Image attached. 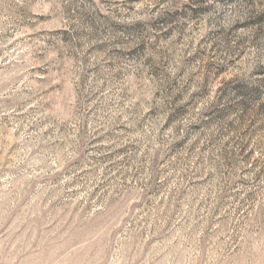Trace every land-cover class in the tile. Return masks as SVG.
I'll list each match as a JSON object with an SVG mask.
<instances>
[{
	"label": "rangeland",
	"instance_id": "obj_1",
	"mask_svg": "<svg viewBox=\"0 0 264 264\" xmlns=\"http://www.w3.org/2000/svg\"><path fill=\"white\" fill-rule=\"evenodd\" d=\"M0 264H264V0H0Z\"/></svg>",
	"mask_w": 264,
	"mask_h": 264
}]
</instances>
